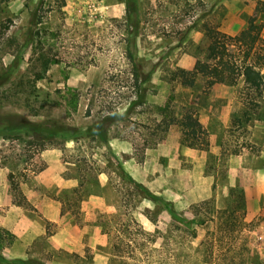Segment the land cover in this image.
Listing matches in <instances>:
<instances>
[{"label":"rangeland","instance_id":"obj_1","mask_svg":"<svg viewBox=\"0 0 264 264\" xmlns=\"http://www.w3.org/2000/svg\"><path fill=\"white\" fill-rule=\"evenodd\" d=\"M252 17L264 21V0H0V166L45 139L70 144L90 157V178L106 169L128 214L107 229L109 248L66 214L72 248L53 247L61 223H49L34 257L3 256L14 237L0 227V264H264V149L251 141L264 96L251 104L242 78L206 87L218 60L206 27L236 35ZM226 97L228 125L183 128L200 107L188 100L221 113ZM111 133L126 140L121 152ZM186 134H200L197 147Z\"/></svg>","mask_w":264,"mask_h":264},{"label":"crops","instance_id":"obj_2","mask_svg":"<svg viewBox=\"0 0 264 264\" xmlns=\"http://www.w3.org/2000/svg\"><path fill=\"white\" fill-rule=\"evenodd\" d=\"M213 87L216 91L226 88V85L217 82ZM190 93L193 95V90ZM219 100L223 103L221 113L213 108L212 103L203 106L197 98L188 100L187 103L191 101V105H200L199 114L196 111L183 128H191L195 132V124L200 122L206 125L208 131L214 133L216 124L219 126L221 120L228 125L233 99L226 97ZM262 108L264 110V105ZM259 114L264 120L262 109ZM106 138L116 152H121L126 145V140L121 135L111 133ZM251 141L264 149V122L261 119L253 125ZM88 153L92 157L91 152ZM89 160L90 157H87L86 162L84 155L70 144L49 142L43 144L28 160L10 159L0 166V227L6 228L14 237L11 244L3 247V256H36L35 250L39 249L36 243L47 237L48 229L51 228L49 223H61L59 230L47 238L53 242V247L72 248L74 239L69 236L73 232L72 228L69 222H62L66 214L72 213H79L83 219L84 228L76 227L79 232L89 233L91 242L101 240L107 248L110 247L107 229L125 227L128 214L122 203L107 191L111 183L106 169L97 170L98 177L90 178L86 167ZM24 162H29L30 166L23 165L25 175L22 176L19 166ZM36 164H40L37 170L33 168ZM258 173V180L264 182V168ZM72 194H76L78 206L73 204ZM105 217L107 225H103L105 223L101 221Z\"/></svg>","mask_w":264,"mask_h":264},{"label":"trees","instance_id":"obj_3","mask_svg":"<svg viewBox=\"0 0 264 264\" xmlns=\"http://www.w3.org/2000/svg\"><path fill=\"white\" fill-rule=\"evenodd\" d=\"M205 30L210 38V49L215 51L218 56V60L213 65L211 78L207 81L206 87L210 88L217 82L234 85L242 78L246 86L251 90L249 91L251 104L255 103L257 97L264 96L262 55L258 50L264 49V44H261V41H264L262 36L264 21L256 22L255 18L252 17L248 28L236 35L229 34L218 27L207 26ZM135 67L137 70L139 64L135 63ZM142 77H144L143 81H146L151 77V74H144ZM139 92L142 94L141 90ZM36 126L38 127L39 125ZM200 132L202 133L201 129ZM203 132L205 134L208 133L206 131ZM198 138H200V134L198 137L186 134L184 142L189 146L197 147L193 139ZM47 140L41 141L43 142L42 145L50 142ZM202 142L205 145L204 148H209V140L204 138ZM129 228L130 226L127 227L125 232L129 231Z\"/></svg>","mask_w":264,"mask_h":264}]
</instances>
